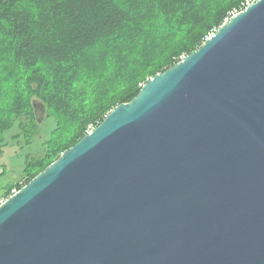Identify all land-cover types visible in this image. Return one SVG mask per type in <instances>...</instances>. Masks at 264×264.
<instances>
[{
  "label": "water",
  "instance_id": "obj_1",
  "mask_svg": "<svg viewBox=\"0 0 264 264\" xmlns=\"http://www.w3.org/2000/svg\"><path fill=\"white\" fill-rule=\"evenodd\" d=\"M0 264H264V0L10 197Z\"/></svg>",
  "mask_w": 264,
  "mask_h": 264
},
{
  "label": "trees",
  "instance_id": "obj_2",
  "mask_svg": "<svg viewBox=\"0 0 264 264\" xmlns=\"http://www.w3.org/2000/svg\"><path fill=\"white\" fill-rule=\"evenodd\" d=\"M244 1L0 0V136L18 121L31 141L40 106L56 120L18 186L196 50Z\"/></svg>",
  "mask_w": 264,
  "mask_h": 264
},
{
  "label": "rangeland",
  "instance_id": "obj_3",
  "mask_svg": "<svg viewBox=\"0 0 264 264\" xmlns=\"http://www.w3.org/2000/svg\"><path fill=\"white\" fill-rule=\"evenodd\" d=\"M40 109L39 116H42V120L35 137L31 138V141L21 132L18 121L0 136V192L6 188H21L18 184H24L21 178L27 158L29 156L38 157L43 153L44 142L56 127L54 116L46 117V112L42 113L43 110Z\"/></svg>",
  "mask_w": 264,
  "mask_h": 264
},
{
  "label": "built area",
  "instance_id": "obj_4",
  "mask_svg": "<svg viewBox=\"0 0 264 264\" xmlns=\"http://www.w3.org/2000/svg\"><path fill=\"white\" fill-rule=\"evenodd\" d=\"M257 0H245L241 6V8L239 9H235L233 10L229 16H227L224 20V23L229 21L234 15L238 14L239 12L245 10L248 6H250L251 4H253L254 2H256ZM217 30V29H216ZM215 30V31H216ZM214 34V32L209 35L207 38L211 37ZM206 38V39H207ZM185 58V56H182L181 60ZM95 128V126H90L87 133L91 132L93 129ZM20 190V188H12V189H7L4 190L3 192H0V207L10 198L12 197L14 194H16L18 191Z\"/></svg>",
  "mask_w": 264,
  "mask_h": 264
},
{
  "label": "crops",
  "instance_id": "obj_5",
  "mask_svg": "<svg viewBox=\"0 0 264 264\" xmlns=\"http://www.w3.org/2000/svg\"><path fill=\"white\" fill-rule=\"evenodd\" d=\"M5 190H7V188Z\"/></svg>",
  "mask_w": 264,
  "mask_h": 264
}]
</instances>
